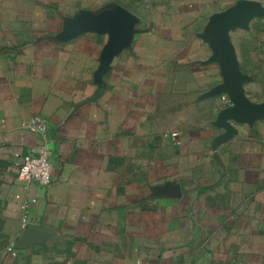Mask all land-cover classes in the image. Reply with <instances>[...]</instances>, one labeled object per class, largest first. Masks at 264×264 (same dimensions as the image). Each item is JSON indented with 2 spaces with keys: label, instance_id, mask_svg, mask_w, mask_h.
<instances>
[{
  "label": "crops",
  "instance_id": "obj_1",
  "mask_svg": "<svg viewBox=\"0 0 264 264\" xmlns=\"http://www.w3.org/2000/svg\"><path fill=\"white\" fill-rule=\"evenodd\" d=\"M235 1L0 0V264H264V120L222 138L228 104L208 95L222 77L204 28ZM116 6L138 21L99 76L108 33L60 34ZM230 39L245 97L263 102L264 21ZM33 117L47 187L17 181L40 148L21 127Z\"/></svg>",
  "mask_w": 264,
  "mask_h": 264
},
{
  "label": "water",
  "instance_id": "obj_2",
  "mask_svg": "<svg viewBox=\"0 0 264 264\" xmlns=\"http://www.w3.org/2000/svg\"><path fill=\"white\" fill-rule=\"evenodd\" d=\"M256 19L264 21V6L259 0H236L226 9L209 16L204 28L202 38L213 52L210 61L219 65L222 77V83L208 95H226L230 102V105L219 111L216 118L217 125L225 130L220 136L222 138L230 137L235 132V123L251 124L256 120H264V101L251 103L245 97L242 82L246 76L239 71L236 50L230 39L232 31L246 29L249 22ZM137 21L135 15L120 6L96 14L81 11L65 21L60 38L68 40L80 31L107 32L108 40L98 67V75L101 76L113 58L129 46ZM157 190L167 196L180 194L177 186L165 185Z\"/></svg>",
  "mask_w": 264,
  "mask_h": 264
},
{
  "label": "built area",
  "instance_id": "obj_3",
  "mask_svg": "<svg viewBox=\"0 0 264 264\" xmlns=\"http://www.w3.org/2000/svg\"><path fill=\"white\" fill-rule=\"evenodd\" d=\"M222 98L226 104L230 105L229 99L226 95ZM21 127L29 132L35 133L41 137L40 148L36 153L26 154L23 156L22 163L19 166L17 173V181L28 186L32 183H36L41 187H47L51 182V151L47 146V122L45 119L40 117L29 118L22 122ZM177 133H173L176 136ZM35 202V199L31 200ZM25 209V207H23ZM28 224L26 215L22 218L21 227L24 229ZM11 250V247L8 248ZM135 264H147L143 261H137Z\"/></svg>",
  "mask_w": 264,
  "mask_h": 264
}]
</instances>
